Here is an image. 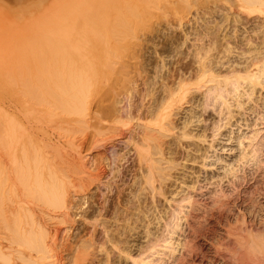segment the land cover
Returning <instances> with one entry per match:
<instances>
[{
	"label": "rangeland",
	"instance_id": "obj_1",
	"mask_svg": "<svg viewBox=\"0 0 264 264\" xmlns=\"http://www.w3.org/2000/svg\"><path fill=\"white\" fill-rule=\"evenodd\" d=\"M0 7L2 32L13 35L7 45L18 75L33 84L43 81L50 94L40 99L31 93L28 109L16 110L30 135L27 148L18 147V160L43 154L42 170L62 182L58 187L68 200L66 207L53 206L39 198L27 202L21 186L8 191L1 201L7 218L0 223V240H12L20 250L43 254L54 264H75L79 253L84 255L80 264H131L155 243L156 257L164 249L168 253L166 238L177 255L189 205L181 198L220 187L233 190L235 180L241 214L229 223L223 220L225 231L213 240L228 255L235 245L231 231L243 225L263 228L264 87H257L245 109L233 107L221 124H216L218 112L197 106L201 93L193 89L175 101L178 114L172 118L180 122L193 109L196 122L188 130L194 128L195 136H182L179 127L165 131L162 150L137 149L139 123L155 119H141L144 107L166 105L174 74L193 62L194 31L200 36L205 26L212 32L228 26L222 2L0 0ZM91 77L94 81L86 82ZM79 83L87 85L84 111L58 108L53 90L69 86L75 92ZM40 101L47 103L37 105ZM150 159L159 161L152 180ZM13 181L20 185L19 179ZM20 204L35 207L34 220L15 216ZM176 216L180 225L172 234ZM163 258L174 264L172 255Z\"/></svg>",
	"mask_w": 264,
	"mask_h": 264
},
{
	"label": "bare ground",
	"instance_id": "obj_2",
	"mask_svg": "<svg viewBox=\"0 0 264 264\" xmlns=\"http://www.w3.org/2000/svg\"><path fill=\"white\" fill-rule=\"evenodd\" d=\"M215 1L222 2L227 9L223 17L228 26H224L219 32L209 31L208 26H205L200 36L194 31L195 36L191 44L193 62L183 69L184 72L179 69L180 71L174 74V87L170 92L169 102L162 106L163 108L144 107L143 109L144 114L141 119L145 116H152L155 119L139 123L140 144L137 145L139 153L141 146L146 145L162 150L161 138L167 130L180 127L183 130L182 136H195L194 128L188 130L194 127L196 122L193 109L186 116L181 117L180 122L172 118L174 114H178L175 112L178 107L175 101L181 100L193 89L201 93L199 99H195L197 106L211 108L218 112L219 120L216 124H221L223 119L229 118L233 107L245 109L248 101L255 100L257 87H264V0ZM198 20L197 16L193 18L194 26ZM3 28L0 27L2 35L0 37L1 224L7 218L1 201L8 196V191L14 192L18 186L23 188L21 192L27 202L39 198L38 200L41 199L49 205L66 207L68 201L66 194L58 187L62 185V182L59 181L58 184L53 176L50 177L49 173L46 174L42 170L45 161L43 154L41 155L40 152L33 154L27 162L18 160V147L24 144L22 149L25 150L29 145L30 135L22 125L16 110L28 109L31 93H37L40 96L50 94L44 90L45 86L41 84L43 81H33V84L29 79L18 75L12 51L7 45L9 40H13V35L8 31L2 32ZM91 78L86 82H93L94 79ZM68 80L72 81L71 78ZM53 91V94L58 97L55 102L58 108H66L68 111L77 113L84 111L83 96L87 91L86 84L79 83L75 92H71L69 86H60ZM40 99L44 98L41 96ZM42 103L47 102L40 101L37 105ZM257 106L258 104L255 105ZM62 126V124L59 125V127ZM156 162H159L158 159L149 161L147 168L149 180H152L157 172ZM31 163H35L34 171H31L33 167L30 166ZM6 167L14 170V174L7 172ZM16 178L19 179L20 185L13 181ZM230 183L233 185V190L220 187L181 198V201L188 200L189 205L185 213L186 228L179 254L175 255L176 247L166 238L162 241H167L165 248H168V253L164 249L161 255L156 257L155 243L150 245V249L143 252L139 258H132L131 264H166L163 256L167 254L172 255L174 264H264V226L256 231L248 225H243L237 227L234 232L231 231L235 233V245L228 255H225L218 242L213 240L216 235L225 231L220 226L223 220L229 223L233 216L241 214L238 211L242 206L239 182L235 180ZM180 206L179 212L184 205ZM18 208L22 211L14 209L15 216L27 215L34 220V206L20 204ZM179 219L180 217L176 216L174 222L171 221L170 233L173 234L180 225ZM18 258L26 261L27 264H54L46 262L43 254L34 255L31 251L20 250L12 240L9 242L0 240V264H19L16 261ZM83 261L84 255L77 254L75 264Z\"/></svg>",
	"mask_w": 264,
	"mask_h": 264
}]
</instances>
